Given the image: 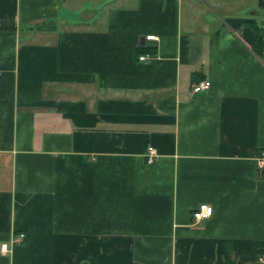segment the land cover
Segmentation results:
<instances>
[{"label": "crops", "instance_id": "0c3cea01", "mask_svg": "<svg viewBox=\"0 0 264 264\" xmlns=\"http://www.w3.org/2000/svg\"><path fill=\"white\" fill-rule=\"evenodd\" d=\"M262 2L0 0V264H264Z\"/></svg>", "mask_w": 264, "mask_h": 264}, {"label": "built area", "instance_id": "2783aa9c", "mask_svg": "<svg viewBox=\"0 0 264 264\" xmlns=\"http://www.w3.org/2000/svg\"><path fill=\"white\" fill-rule=\"evenodd\" d=\"M146 40H154V36H148L146 37ZM263 57H264V52H263ZM147 60H150V57L148 56L139 57V61L141 62H144ZM209 87H210V83L208 81H200V82L193 83L190 89L192 93H200V92L208 90ZM156 156L157 155H156L155 148L153 146H148L146 153H145L146 162L148 164L153 163ZM212 211H213V208L211 205L206 204V203H200L198 206H196L193 209L191 213L194 223H198L199 221L203 219L209 218L212 215ZM20 236L22 237L23 234H21ZM2 249H4V245L2 246Z\"/></svg>", "mask_w": 264, "mask_h": 264}, {"label": "trees", "instance_id": "16d2710c", "mask_svg": "<svg viewBox=\"0 0 264 264\" xmlns=\"http://www.w3.org/2000/svg\"><path fill=\"white\" fill-rule=\"evenodd\" d=\"M262 5H264V2H262ZM264 9V8H263ZM251 26L254 34H253V40L251 49L258 57H263L264 52V24H257L255 22L247 23ZM261 243L256 244V249H261L260 246ZM259 251V250H258Z\"/></svg>", "mask_w": 264, "mask_h": 264}, {"label": "rangeland", "instance_id": "374dc122", "mask_svg": "<svg viewBox=\"0 0 264 264\" xmlns=\"http://www.w3.org/2000/svg\"><path fill=\"white\" fill-rule=\"evenodd\" d=\"M262 8H264V5H262ZM255 16V15H254ZM259 15L256 12V17H258ZM261 16V15H260ZM262 19H260V24H264V17H261Z\"/></svg>", "mask_w": 264, "mask_h": 264}]
</instances>
